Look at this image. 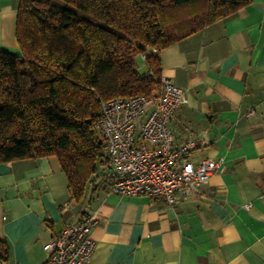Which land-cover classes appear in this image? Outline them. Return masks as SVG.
<instances>
[{
    "label": "crops",
    "instance_id": "obj_1",
    "mask_svg": "<svg viewBox=\"0 0 264 264\" xmlns=\"http://www.w3.org/2000/svg\"><path fill=\"white\" fill-rule=\"evenodd\" d=\"M19 1L0 0V50L12 54ZM160 63L186 92L169 123L175 144L201 141L190 161L222 169L168 206L97 183L76 202L55 156L0 163L8 264H45L44 245L87 215L97 219L88 264H264V0L163 49Z\"/></svg>",
    "mask_w": 264,
    "mask_h": 264
},
{
    "label": "trees",
    "instance_id": "obj_2",
    "mask_svg": "<svg viewBox=\"0 0 264 264\" xmlns=\"http://www.w3.org/2000/svg\"><path fill=\"white\" fill-rule=\"evenodd\" d=\"M250 3L20 0V52L0 50V163L55 156L72 198L81 202L104 164L96 128L102 102L156 93L163 49ZM139 58L145 74L138 72ZM8 254L0 239V260Z\"/></svg>",
    "mask_w": 264,
    "mask_h": 264
},
{
    "label": "built area",
    "instance_id": "obj_3",
    "mask_svg": "<svg viewBox=\"0 0 264 264\" xmlns=\"http://www.w3.org/2000/svg\"><path fill=\"white\" fill-rule=\"evenodd\" d=\"M185 94L161 76L160 89L150 96L102 102L96 125L105 143L104 164L97 177L99 186L110 194L143 196L168 206L201 192L222 165L211 159L196 165L190 161V153L203 146L199 140L175 144L169 123L184 103ZM96 220L94 215H87L52 237L43 247L45 264H88L95 247L91 233ZM0 264L8 263L0 260Z\"/></svg>",
    "mask_w": 264,
    "mask_h": 264
},
{
    "label": "rangeland",
    "instance_id": "obj_4",
    "mask_svg": "<svg viewBox=\"0 0 264 264\" xmlns=\"http://www.w3.org/2000/svg\"><path fill=\"white\" fill-rule=\"evenodd\" d=\"M137 61H138L137 62V69H138L139 74H144L145 72H147V69L144 68L145 67L144 62L140 58ZM95 183H97V182H95Z\"/></svg>",
    "mask_w": 264,
    "mask_h": 264
}]
</instances>
